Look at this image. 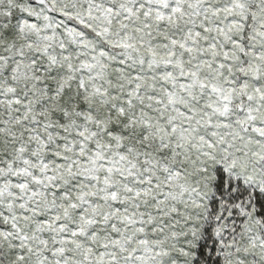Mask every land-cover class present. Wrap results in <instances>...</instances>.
I'll return each mask as SVG.
<instances>
[{"label": "snow or ice", "instance_id": "snow-or-ice-1", "mask_svg": "<svg viewBox=\"0 0 264 264\" xmlns=\"http://www.w3.org/2000/svg\"><path fill=\"white\" fill-rule=\"evenodd\" d=\"M0 264H264V0H0Z\"/></svg>", "mask_w": 264, "mask_h": 264}]
</instances>
